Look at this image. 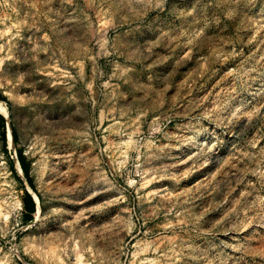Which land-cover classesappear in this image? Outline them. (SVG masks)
<instances>
[{"label": "rangeland", "instance_id": "obj_1", "mask_svg": "<svg viewBox=\"0 0 264 264\" xmlns=\"http://www.w3.org/2000/svg\"><path fill=\"white\" fill-rule=\"evenodd\" d=\"M0 102V264H264V0H0Z\"/></svg>", "mask_w": 264, "mask_h": 264}, {"label": "trees", "instance_id": "obj_2", "mask_svg": "<svg viewBox=\"0 0 264 264\" xmlns=\"http://www.w3.org/2000/svg\"><path fill=\"white\" fill-rule=\"evenodd\" d=\"M0 123H1L2 128L4 129L5 120L1 115H0ZM11 134H12L13 141L16 142L17 138H16L15 131L13 129L11 130ZM3 139H4V144H5V133H4V131H3ZM16 155H17L16 157H17L18 163L20 165V168L22 170V173H23L27 183L29 184L30 188L34 190V185L32 183V180H31V177L29 174V167L25 161V158L23 157L20 150H16ZM11 169H12L13 173L15 174V176L20 181L21 178L18 176L17 172L15 171L13 162H11ZM37 197L39 199V203H41V199H40V196L38 194H37ZM35 207H36V204H35L34 200L32 199L31 195L27 192V190H25L24 195L22 197L23 219H24L25 223H30L34 220V214H35V209H36Z\"/></svg>", "mask_w": 264, "mask_h": 264}, {"label": "bare ground", "instance_id": "obj_3", "mask_svg": "<svg viewBox=\"0 0 264 264\" xmlns=\"http://www.w3.org/2000/svg\"><path fill=\"white\" fill-rule=\"evenodd\" d=\"M0 114L3 115L4 117H7L8 116V111H7L6 107H5V105H3L1 102H0ZM7 148L10 149V150H12V151L14 149L13 139H12V135L10 134V132H8V134H7ZM15 168H16V171L18 172V174L21 177L24 178V175L22 173V170H21L20 165H19V163H18L17 160H15ZM27 188L31 192V194L33 195L34 200L36 199V201H37V198L35 197V195L31 191V189L29 188V186H27ZM39 211H40V208L37 205V213H36L37 215H38Z\"/></svg>", "mask_w": 264, "mask_h": 264}, {"label": "water", "instance_id": "obj_4", "mask_svg": "<svg viewBox=\"0 0 264 264\" xmlns=\"http://www.w3.org/2000/svg\"><path fill=\"white\" fill-rule=\"evenodd\" d=\"M1 115V114H0ZM2 117H4L3 115H1ZM5 118V117H4ZM7 123V122H6ZM7 127H8V124H7ZM7 132H8V130H7ZM7 132H6V143H7ZM14 168H15V164H14ZM15 171H16V168H15ZM17 172V171H16ZM19 176V175H18ZM21 178V177H20ZM22 179V178H21ZM26 189V188H25ZM27 190V189H26ZM27 192L30 194V192L27 190ZM31 195V194H30ZM31 197H32V199L34 200V198H33V196L31 195ZM34 202H35V200H34ZM36 204V209H35V214H36V212H37V203H35ZM35 214H34V218H35ZM36 219V218H35Z\"/></svg>", "mask_w": 264, "mask_h": 264}, {"label": "built area", "instance_id": "obj_5", "mask_svg": "<svg viewBox=\"0 0 264 264\" xmlns=\"http://www.w3.org/2000/svg\"><path fill=\"white\" fill-rule=\"evenodd\" d=\"M14 153V152H13ZM13 155H14V157H13ZM12 155V159L14 160L15 159V157H16V155H15V153Z\"/></svg>", "mask_w": 264, "mask_h": 264}]
</instances>
